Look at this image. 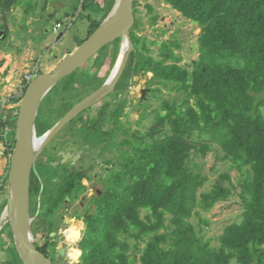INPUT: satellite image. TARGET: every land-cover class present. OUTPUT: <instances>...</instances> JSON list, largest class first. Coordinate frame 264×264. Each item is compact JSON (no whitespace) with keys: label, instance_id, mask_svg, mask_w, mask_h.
I'll return each mask as SVG.
<instances>
[{"label":"trees","instance_id":"16d2710c","mask_svg":"<svg viewBox=\"0 0 264 264\" xmlns=\"http://www.w3.org/2000/svg\"><path fill=\"white\" fill-rule=\"evenodd\" d=\"M161 1L199 26V57L189 68L181 64L182 57L177 52L181 42L175 34L160 44L140 35L135 0V49L116 92L110 94L118 97L113 98V104L105 102L95 115L85 116L88 110L80 113L53 139L58 142L55 151L61 150L59 146L68 135L84 150L95 152L111 147L116 152L102 194L95 197L94 207L88 206L83 219L81 264H264V0ZM22 2L0 0V15L7 19ZM114 3L115 0H103L101 5L96 0H82V11L95 6L102 16H85L90 27L79 45L99 27ZM121 41L119 38L98 52L95 57L99 69L105 62L111 68L115 65ZM157 44L155 55L152 46ZM2 64L0 61V67ZM85 67L76 72L86 75ZM76 72L55 86L63 82L54 109L59 112L57 119L43 122L39 111V135L106 81L96 72L94 77L87 74L88 82L77 86V78L72 77ZM147 74H152V84L181 96L164 99L161 108L155 110L151 126L142 131L120 120L124 107L121 95L135 75ZM93 81L97 86L80 96L79 89ZM29 83L25 80L22 94L12 96L6 103L20 104ZM156 91L161 90L155 88ZM18 113V107L0 105V143L5 146L9 165ZM214 144L242 177L235 184L229 173H222L210 190L202 191L209 177L194 157L205 159ZM8 172L9 169L0 193L8 187ZM62 178L44 188L42 200L45 196L49 202L43 214L46 217L63 207L67 194L80 191L71 175ZM237 188L243 206L241 219L228 225L219 237V245L214 246L197 230L192 218L229 201ZM40 189L33 176L31 192L38 194ZM6 203L0 204V217ZM35 211L33 206L31 216ZM47 221L45 230L49 236L53 222ZM4 236L8 243H14L9 225L0 232V239ZM38 249L49 253L45 246ZM10 252L12 256L0 264H23L15 246Z\"/></svg>","mask_w":264,"mask_h":264},{"label":"rangeland","instance_id":"374dc122","mask_svg":"<svg viewBox=\"0 0 264 264\" xmlns=\"http://www.w3.org/2000/svg\"><path fill=\"white\" fill-rule=\"evenodd\" d=\"M96 1L101 5L103 4V0ZM29 2L32 5L31 8ZM136 2L137 16L140 20L139 34L150 41H157L159 44L175 34L181 42V48L177 50L182 57L181 64L190 68L200 55L198 39L201 29L199 26L186 19L164 1L136 0ZM81 5L82 0H23L21 5L9 13L7 19L0 15V61H3L0 67V105L2 104L6 108L14 107V104L6 102L12 96L22 94V86L28 76L34 75L36 77L40 73L51 72L65 56L79 45L80 39L87 35L90 27V21L85 16L89 14L94 19L101 18L102 14L100 10H96L95 6L82 11ZM149 6L153 9L151 10ZM58 24L62 25L59 29H57ZM159 44L152 46L155 55L158 54ZM109 51H111L110 48ZM97 61V57H93L85 65L86 73L90 77H94L96 72H99V76L108 78L114 66L111 68L109 63L105 62L99 69ZM80 72H76L72 76L77 78V86L88 82L87 77H85L87 74L84 75ZM151 78L152 74L135 75L122 93L121 101L124 107L120 120L126 126L142 131L146 130L151 126L155 118V110L161 108L164 99L180 98L181 95L178 92H170L162 85L152 84ZM96 86L97 82L93 81L86 88L79 89L81 91L80 96H86ZM62 87L63 82L55 87L42 103L40 119L45 120L43 122L51 123L57 119L59 112L54 111V109L58 105V94ZM155 88H160L161 91L154 92ZM114 97L117 98L118 96L113 94V96L95 104L85 113V116L95 115L97 109L105 102L113 104ZM107 127H110V124ZM57 143V140L53 142L47 148L45 155H48V152L50 155ZM61 150L64 152V149L61 148ZM68 150L66 156L72 158V153L80 149L75 147L74 151L70 152L71 148L69 147ZM66 156L63 154V161H65ZM112 156V151L107 149L106 157ZM194 158L202 171L209 177V181L202 191L210 190L222 173H229L235 184H238L242 177L231 162L224 159V153L216 144L212 146L205 159L197 155ZM101 159L103 158L97 157L92 149L85 153L86 169L90 170L92 176L103 171L102 165H97ZM62 160L61 162H63ZM8 169L9 158L5 155V146L0 143V186ZM35 171H37V179L42 186L44 185L46 189L51 187L50 180L52 177L47 175L45 167L37 165ZM93 185L95 183H90L89 188ZM97 187L100 188L99 185ZM7 194L8 187L6 191L0 193V204L7 202ZM45 198L44 196V203L39 204L38 195L32 196V206L36 207L35 214L32 216L35 239L41 244L49 241V250L51 251L57 252L56 250H58L60 252L66 249L70 255L76 254L77 250L80 249L78 234L76 232L71 235L69 231L80 225V222L73 219L76 209L80 206L77 205V208L71 206L68 209L63 206L53 216L46 217L43 215L48 211ZM242 212L240 189L237 188L229 201L217 204L209 212L201 211L200 215H195L192 218V222L206 239H209L214 246H218L219 237L224 229L231 223L240 221ZM38 216L40 217L37 219ZM48 218L53 222V230L51 231L53 235L46 236L47 231L43 230L42 226ZM6 239L5 236L0 239V262L12 256L10 250L15 246L14 243H8ZM55 264H78V261L70 256L68 262L60 255L59 258H56Z\"/></svg>","mask_w":264,"mask_h":264},{"label":"water","instance_id":"95a60500","mask_svg":"<svg viewBox=\"0 0 264 264\" xmlns=\"http://www.w3.org/2000/svg\"><path fill=\"white\" fill-rule=\"evenodd\" d=\"M135 0H115L99 27L49 73H40L29 83L17 107L19 113L15 132V146L8 172L7 203L0 217V232L7 226L23 264H52L35 243L31 216V176L39 156L52 139L80 113L116 92L131 53L135 49L132 29L136 22ZM121 38L116 63L106 81L98 89L75 104L52 128L39 135L37 118L42 102L64 78L86 65L105 46ZM65 255V250L60 251ZM81 254V252H79Z\"/></svg>","mask_w":264,"mask_h":264},{"label":"flooded vegetation","instance_id":"af4514ba","mask_svg":"<svg viewBox=\"0 0 264 264\" xmlns=\"http://www.w3.org/2000/svg\"><path fill=\"white\" fill-rule=\"evenodd\" d=\"M125 89L126 88H124V90ZM107 97H110V95H108ZM102 100H105V98ZM94 105H92L91 107H93ZM91 107H89L87 110L91 109ZM64 138L65 140L62 146L61 145L59 146L60 148L64 149V152L62 150L55 151L53 149V152H52L53 154L51 153L52 155L51 154L49 155V152H48V155H45L47 148L53 143V139H52V141L45 147L44 151L39 156L36 162V166L41 165L42 167H45L47 175L49 177H52L50 180L51 186L54 185L55 183H59L63 179L62 176L66 177L67 175L68 176L71 175L74 183L77 184V186L79 187L80 191L77 192V194H73L71 196L67 194L65 196L61 206H64L66 209H68L71 206L76 207V208L78 207L77 205L80 206L78 209H76L75 215L73 216V219L80 222V225L73 227L69 231L71 235L77 232L76 234H78L80 249L77 250L76 254H73V255H70L69 252L65 249V255H61L58 250H56L57 252L53 250L52 251L49 250V246H50L49 241H45L44 244H41L37 239H35V243H36L37 248L43 247V246L46 247L47 251L49 252L46 255L51 258L52 264H55L56 258H59L60 255L63 256L68 262H69L70 256H72L75 259H77L78 264H81V258H80L81 255L79 254V252H81L80 242H81L83 232L85 230V224L83 223V219L87 212L88 206L94 207L95 197L102 194L104 183L106 182L109 176L110 170L114 167L116 153H115V148H111V147L108 150L112 151L113 153L112 157H106L107 149L105 147H101L98 151H95V152L92 150L93 153L97 155V157L103 158L99 160L97 163V165H102L103 171H101L100 173L98 172L94 176H92L90 170L86 169L87 166L85 165V160H84L85 153L91 149L84 150L83 145L78 141L77 142L74 141V137L72 136L67 135ZM69 147L71 148L70 152H72V150L75 149V147L76 149H80V150H77V151L73 150L74 151L72 153L73 156L72 158H70L68 155L66 156V154H68ZM63 154L66 156L65 161L62 160ZM61 160L63 162H61ZM33 176L37 177V171H35V169L32 171L31 183L33 181ZM38 183L41 187L40 192L37 194L38 202L39 204H42L44 203L42 200V193L44 191V188L46 187L44 185H43L44 187L42 186L39 179H38ZM90 183H95V185L89 188ZM97 185H99L100 188L97 187ZM35 194H36L35 190L32 192L30 191L31 208L33 207L32 206V196L34 197ZM46 204L49 205V202L46 201ZM39 217L40 216H38L37 219ZM47 220H50V218H48ZM47 220H45V223L42 226L43 230H45V226L47 225V222H48ZM49 235H53V234H51L50 232Z\"/></svg>","mask_w":264,"mask_h":264},{"label":"built area","instance_id":"2783aa9c","mask_svg":"<svg viewBox=\"0 0 264 264\" xmlns=\"http://www.w3.org/2000/svg\"><path fill=\"white\" fill-rule=\"evenodd\" d=\"M61 27H62V25H61V24H58L57 29H59V28H61ZM56 31H57V30H56ZM34 78H35V76H34V75H31V76H28V77L26 78V80H27L28 82H31ZM6 131H8V128H6Z\"/></svg>","mask_w":264,"mask_h":264},{"label":"crops","instance_id":"0c3cea01","mask_svg":"<svg viewBox=\"0 0 264 264\" xmlns=\"http://www.w3.org/2000/svg\"><path fill=\"white\" fill-rule=\"evenodd\" d=\"M17 107V104H14V107H10V108H16Z\"/></svg>","mask_w":264,"mask_h":264}]
</instances>
